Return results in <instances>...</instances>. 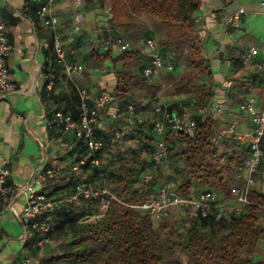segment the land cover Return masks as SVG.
<instances>
[{"label": "trees", "instance_id": "trees-1", "mask_svg": "<svg viewBox=\"0 0 264 264\" xmlns=\"http://www.w3.org/2000/svg\"><path fill=\"white\" fill-rule=\"evenodd\" d=\"M202 2L109 0L112 34L119 35L118 25L133 27L139 17L154 19L156 36L148 34L146 40L157 37L160 54L174 69L145 75L144 68L151 63L147 64V56L138 47L116 56L105 52L100 57L111 61L117 78L110 103L99 113L104 124L97 130V137L104 147L91 152L82 139L72 137L73 165L58 169L57 176L42 186L40 192L60 201L49 214H53L54 227L45 245L53 238L62 252L56 255L52 250L45 251L38 264H264V194L257 183L249 195L250 203L221 219L216 218L218 207L203 217L193 215L191 206L182 204L170 207L163 218L138 207L157 199L154 186L163 177L173 180L172 189L184 198L204 191L229 197L233 186L243 184L236 173L244 168L250 147L236 135L223 133L224 120L212 110V75L196 29ZM51 68L58 81L64 75L61 66L54 63ZM258 79L253 82L257 83L255 90L263 96L261 71ZM77 91L75 87L67 92L71 98L63 108L68 112L72 106L75 120L80 115ZM168 95L190 97L167 108L177 115L190 114L196 126L186 133L168 128L167 157L156 164L152 153L159 138L153 110L161 97ZM113 104L116 111L110 112ZM129 105L143 114L141 122L129 115ZM148 174L153 175L150 181L146 180ZM80 183L93 187L97 194L71 200ZM103 205L106 209L101 210ZM182 212L189 218L181 224L178 215ZM32 239L35 242V236Z\"/></svg>", "mask_w": 264, "mask_h": 264}, {"label": "crops", "instance_id": "crops-1", "mask_svg": "<svg viewBox=\"0 0 264 264\" xmlns=\"http://www.w3.org/2000/svg\"><path fill=\"white\" fill-rule=\"evenodd\" d=\"M39 9V3L26 8L25 0H0L1 18L13 45L7 66L17 84L15 91L0 93V166L9 167L8 185L17 189L0 196L3 212L0 217V264H23L29 257L38 264L45 253L34 246L21 220L26 196L18 188L46 166L54 164L64 169L73 165L72 137L60 143L58 130L49 126L55 111L63 109L71 98L67 92L76 87L77 90L86 89L93 96L111 95L117 85L111 61L100 59L105 54L101 41L112 27L109 0H59L53 7L68 61L84 68L82 76L64 74L58 81L51 68L54 63L58 64L54 52L55 33L43 25ZM238 10H241L240 25L235 26L227 22L226 17ZM79 13L84 15V20L80 22L81 29L75 30ZM155 25L154 19L142 16L133 27L118 25L115 28L132 48L143 51L149 64L154 53L147 48L146 35L156 36ZM196 29L203 59L212 75V110L224 120L222 132L234 125L235 131L229 135L250 136L253 125L240 107L251 96L259 97V102L262 99L255 90L257 83L253 82L259 80L258 65L264 59V0H203L196 16ZM253 48L258 49L259 54L244 63L243 56ZM113 53L116 56L121 52L115 49ZM48 77L50 80L45 86ZM188 99L187 95L161 97L167 104ZM109 110L115 112V104ZM71 111L72 106L66 113L73 117ZM258 174L256 183L262 191L264 172ZM229 204L235 202L228 201L225 206Z\"/></svg>", "mask_w": 264, "mask_h": 264}, {"label": "built area", "instance_id": "built-area-1", "mask_svg": "<svg viewBox=\"0 0 264 264\" xmlns=\"http://www.w3.org/2000/svg\"><path fill=\"white\" fill-rule=\"evenodd\" d=\"M59 0H25L26 8H30L31 4L39 3V14L42 17L43 25L50 28L55 33L54 52L55 59L61 66V70L69 77L82 76L84 68L79 64H74L67 59V50L64 47V42L61 33L58 32V16L54 14L53 7ZM228 2L234 0H226ZM241 10L235 11L227 15L226 20L235 26L240 25ZM84 20V15L79 13L76 16L75 30H80V22ZM147 48L153 51V59L151 64L144 68V73L147 76L158 75L164 69L172 71L174 66L171 63H166L159 52V45L155 38H149L146 42ZM101 46L105 52H125L131 49L132 44L120 35H114L108 31L106 37L101 41ZM13 45L9 42L6 35L5 24L0 14V93L12 92L17 89V84L11 78L10 71L7 66V59L12 54ZM259 54L258 49L251 51L243 56L244 63L250 62ZM263 74L264 80V59L258 65ZM264 85V84H263ZM264 89V86H263ZM80 95V115L79 119L75 120L70 114L64 112L62 108L57 109L52 119L49 120V126L54 127L59 132L58 141L64 143L66 138L74 137L82 139L87 148L91 152L102 150L104 142L97 137V130L102 125L99 119V113L111 101V96L102 94L93 96L86 89H78ZM168 104L162 100L155 106L153 113L157 115L155 120V134L159 138L156 147L152 153L153 161L156 164H162L167 157V147L165 144V133L167 129H172L176 132H192L196 126L195 121L190 114L177 115L172 113L167 108ZM242 114L248 117L253 125V131L249 135L237 134L238 138L249 143L250 156L247 159L244 168L236 173L238 180L242 181V185H235L231 189V196L219 197L212 191H204L191 198H184L178 193L169 189L167 186L158 188V196L156 200L146 202L139 208L148 210L157 218H163L169 214L170 207H179L182 204L191 206L192 214L206 217L214 207L220 208L216 214L217 219H221L226 214L234 211L240 212L243 207L250 203L249 195L257 182V174L260 171V164L264 158V95L259 102V97L251 96L246 102L241 105ZM203 111V110H201ZM129 115L133 116L136 121L141 122L143 114L136 113L133 105L128 106ZM235 131V126L232 125L223 133L229 134ZM117 137L120 132L116 131ZM58 166L50 165L44 169L33 173L25 185L18 188V191L26 196V203L21 213V220L27 228L29 236H35L34 246H43L50 242L51 227L50 213L60 202L53 198H49L45 193L37 190L42 187L49 179L57 176ZM10 169L7 165L0 166V196L8 192H14L17 189L8 185ZM153 179L152 174L146 176V180ZM262 193L264 194V179L262 182ZM97 194L86 183H80L75 187V191L71 196V200L77 201L83 195L89 197ZM233 201L235 204L232 207H225V203ZM107 205L102 206V210L106 209ZM0 207V217L2 216ZM264 225V219L262 220ZM264 243V239H263ZM23 264H34L32 258H26Z\"/></svg>", "mask_w": 264, "mask_h": 264}, {"label": "rangeland", "instance_id": "rangeland-1", "mask_svg": "<svg viewBox=\"0 0 264 264\" xmlns=\"http://www.w3.org/2000/svg\"><path fill=\"white\" fill-rule=\"evenodd\" d=\"M168 174H166V176H167ZM168 180V181H167ZM167 186L169 189H172V186L174 185V181L173 180H171V179H168V177L165 179L164 177L163 178H160L159 179V181H158V184L157 185H155L154 186V190H156V191H158V188L160 187V186ZM89 187H91V186H89ZM91 188H93V187H91ZM199 189V188H198ZM203 188H201V190H202ZM201 190H199V191H197V192H200ZM197 192H196V194H197ZM195 194V195H196ZM230 205V206H229ZM229 205H226L225 207H232L233 205H231V204H229ZM102 210V209H101ZM52 216H53V214H51L50 215V222L52 223ZM188 214L186 213V212H182L181 214H179L178 215V219H180L179 221H180V223L182 224V223H184V222H186L187 220H188ZM52 227H54V224L52 225ZM62 237V239H65L66 238V236H61ZM67 240H70V238H68ZM42 249H43V251H51L52 250V253H54V254H56V255H58L59 253L61 254V252H62V250H61V246H60V244L58 243V242H55L54 240H53V238L51 239V243L49 244V245H43L42 247H41ZM33 260V259H32Z\"/></svg>", "mask_w": 264, "mask_h": 264}, {"label": "water", "instance_id": "water-1", "mask_svg": "<svg viewBox=\"0 0 264 264\" xmlns=\"http://www.w3.org/2000/svg\"><path fill=\"white\" fill-rule=\"evenodd\" d=\"M222 55V54H221Z\"/></svg>", "mask_w": 264, "mask_h": 264}]
</instances>
